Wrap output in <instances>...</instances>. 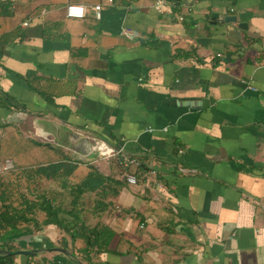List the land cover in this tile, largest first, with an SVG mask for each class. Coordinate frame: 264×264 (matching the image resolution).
<instances>
[{"label":"crops","instance_id":"1","mask_svg":"<svg viewBox=\"0 0 264 264\" xmlns=\"http://www.w3.org/2000/svg\"><path fill=\"white\" fill-rule=\"evenodd\" d=\"M100 1L0 0V37L12 34L0 61V102L11 100L0 104L1 145L21 146L28 167L57 161L55 145L78 161L72 181L91 166L113 180L105 197L83 198L79 221L106 228V248L85 253L84 238L53 225L16 244L39 250L30 264H264V0H114L98 19ZM68 2L86 15L67 17ZM29 71L78 92L50 104L23 80ZM87 135L140 166L89 153L78 145Z\"/></svg>","mask_w":264,"mask_h":264},{"label":"trees","instance_id":"2","mask_svg":"<svg viewBox=\"0 0 264 264\" xmlns=\"http://www.w3.org/2000/svg\"><path fill=\"white\" fill-rule=\"evenodd\" d=\"M11 37L12 34L0 37V61L3 58L4 45ZM22 78L50 104H53L58 96L76 95L78 92L73 81L50 78L42 85L40 77H35L33 71L27 72ZM9 102L11 103V100L6 97L0 104L11 107ZM5 126L7 125H0V143L5 136ZM48 147L60 157L57 161L33 167L12 168L5 171L6 173H0V250L4 251L0 253V264H17L12 253L21 250V247L16 242L19 244L21 238L39 233L43 226L53 225L69 233L72 240L84 238L85 247L82 250L85 253L92 249L106 248L110 240L111 233L106 231V228H89L79 221L84 211L81 204L83 198L95 192H98L101 198L105 197L106 185L113 180L91 166L83 179L72 181L71 177L78 161L70 154L60 152L59 147L55 145ZM99 203L100 201L96 200L93 212L98 213L105 207ZM59 242L63 247L68 245L66 238ZM85 260L92 262L90 257ZM31 261L29 257L26 264ZM41 263L46 264V259H42Z\"/></svg>","mask_w":264,"mask_h":264},{"label":"built area","instance_id":"3","mask_svg":"<svg viewBox=\"0 0 264 264\" xmlns=\"http://www.w3.org/2000/svg\"><path fill=\"white\" fill-rule=\"evenodd\" d=\"M114 3V0H102L98 3H95L91 6L92 10L95 13L96 18H101V10L104 5H112ZM87 7L85 4L82 3H76V2H68L65 8V14L67 17L70 18H83L86 15ZM28 22L24 23V26H27ZM121 35H123L125 38L129 40H135L140 36V32L132 27L129 26H122L120 29ZM166 129V128H164ZM89 143L91 151L96 153L100 158L102 159H116L124 168L135 166H140V161L137 159L130 157L128 155H125L123 152V148H118L114 145H111L106 140L96 137V136H85ZM14 168L13 163L11 160H7L3 163V165L0 166V173H3L5 171H8L10 169ZM126 180L129 184H136L137 179L136 176L132 173H126L125 174Z\"/></svg>","mask_w":264,"mask_h":264},{"label":"water","instance_id":"4","mask_svg":"<svg viewBox=\"0 0 264 264\" xmlns=\"http://www.w3.org/2000/svg\"><path fill=\"white\" fill-rule=\"evenodd\" d=\"M168 2H176L178 3L179 0H166ZM214 17H220V18H223V16H219V14H216L214 13ZM237 20V17L234 16V15H227V16H224V21L225 22H234ZM239 27L240 28H246L247 25H245V23H240L239 24ZM80 143V144H79ZM78 145L81 147H83L85 150H87L89 153L91 152V148H90V143L88 141V139L86 137H78ZM51 251H58V252H65L66 250L63 249V248H58V247H55V248H51L49 249ZM39 250H32V249H23V250H19L17 252H13L12 254L17 255V254H22V255H25V256H37ZM0 253H4V251H1L0 250Z\"/></svg>","mask_w":264,"mask_h":264},{"label":"rangeland","instance_id":"5","mask_svg":"<svg viewBox=\"0 0 264 264\" xmlns=\"http://www.w3.org/2000/svg\"><path fill=\"white\" fill-rule=\"evenodd\" d=\"M26 129L24 130L26 133H28V126L25 127ZM6 134V133H5ZM7 139L5 138L4 141H6ZM3 143V139L1 140L0 145ZM51 143V142H50ZM45 149V148H44ZM24 152V150L21 151V146L19 147H10L8 145H1V152H0V166L3 165V163L7 160H11L13 163V167L14 169H18L21 166H29L27 162V160H23L22 157H20V153ZM16 156H17V160H16ZM95 156V154H91L90 157L93 158ZM6 173V172H3ZM8 173V172H7ZM79 174V173H78ZM80 177V176H79ZM32 260H34L35 258L31 257Z\"/></svg>","mask_w":264,"mask_h":264}]
</instances>
